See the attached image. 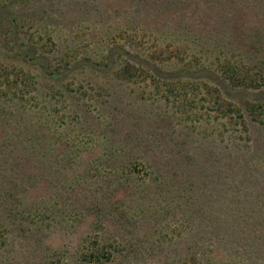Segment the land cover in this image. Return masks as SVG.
I'll return each instance as SVG.
<instances>
[{
  "label": "rangeland",
  "instance_id": "rangeland-1",
  "mask_svg": "<svg viewBox=\"0 0 264 264\" xmlns=\"http://www.w3.org/2000/svg\"><path fill=\"white\" fill-rule=\"evenodd\" d=\"M212 42L249 48L219 59L241 63L244 85L202 52ZM175 43L199 62L170 56ZM260 57L264 0H0L5 263L93 264L85 256L99 247L104 264H264L263 235L247 241L236 225L264 201V122L248 112L261 105L264 119ZM187 69L212 75L198 82L219 88L246 131L199 86L167 92ZM228 198L231 228L203 224L196 207Z\"/></svg>",
  "mask_w": 264,
  "mask_h": 264
},
{
  "label": "trees",
  "instance_id": "trees-1",
  "mask_svg": "<svg viewBox=\"0 0 264 264\" xmlns=\"http://www.w3.org/2000/svg\"><path fill=\"white\" fill-rule=\"evenodd\" d=\"M212 6L213 7H217L215 5H212ZM7 10H9V11H7ZM198 11L199 10H197V12ZM216 11H218V10H214L213 11L211 8L208 9V12L210 13V15L212 13H214V15H216ZM3 13L6 14V15H9V14H11V11H10V9H6V10H3ZM202 15L205 16V14H201V16ZM224 21H227V19H225ZM230 42L232 43V41H230ZM230 42H228V44H227V46L229 47L228 50L230 49L231 51H234V49L240 48V49L245 50L246 53L248 52L249 48H245V46L234 47V46H231ZM212 43H213V45L208 44L207 47H205V49H202L203 50L202 52H209V53H214L215 52L214 56L216 58V66L218 67V71L220 73H223V77L222 78H224L225 80H228L230 83L237 82L238 84H240V85H237V86L244 85L243 81L242 82H239V81H241L243 78H245L244 75H246L247 74L246 72H248V71L242 70L241 63L232 64L227 59H224V60L220 61L219 59L223 58L225 56L222 53H228V50H224V51H220L219 52V49L214 47L215 42H212ZM227 46H225V47H227ZM254 46H252V47H254ZM173 48L174 49L171 51V53H169L170 56L172 55L173 57H178V54H181L182 56H184V54H186L187 56H189V61H194L196 63L199 62V58H200L199 57V53L197 52L198 55H196L195 51L190 50L189 47H181V48H179L178 45L175 43ZM254 48L256 50H258V53H255V56H256V54L258 55V57L261 56L259 54V49L256 46ZM188 50H190L192 52V54H187ZM90 54L94 55L93 53H90ZM221 55H223V57ZM114 56H115V53L112 54V58ZM231 56H232V58L234 57L233 53L231 54ZM104 59H105V62H107L106 60H110V56L104 55ZM260 59H261V62H260L261 66H259L260 70L258 72H256L258 74H255L256 76H253V78H258L259 80L264 82V62L262 61V57H260ZM98 64L101 65L100 59H99V63ZM195 65H197V64H195ZM239 70H242L243 73H241ZM152 71L154 72V74L158 73L154 69H152ZM153 72H152V74H153ZM138 73L139 72L135 68L134 71L132 73H129V75H127V76H129V77L137 76ZM180 74L182 75V77H185V76L188 77L189 76V81H186V83L180 84L179 86H178V84L177 85L172 84V83H175L177 81V79H175V78H178V76H181ZM172 77H174L172 79H175V80H172L171 77H170L172 83L170 81V84L166 85V86H168L167 92L169 94H171L172 96H175L174 92L178 89V87L179 88L187 87L189 89V92L191 93L190 94L191 97H193L195 90H197V88H198L197 86H199V87H201L203 89V92H204L205 95H207V94L210 95V100H211L210 102L212 104V107H211L212 110H214L219 115H228V114L232 113L231 116H234L237 119L236 122L238 124H241L242 126H244V122L241 120L243 114L240 113L238 108L233 107L232 105H230L229 102L227 103V102H225L223 100L221 101L220 95H219L220 91H219L218 87H216L213 84V86L211 88V87H208L207 85H205L206 83H199L198 82L199 79L200 80H207L209 82H213L210 79L212 77V75H210V73L207 72L205 69H200L196 73H192L188 69H187V71H185V70L178 71V73L173 74ZM195 78L197 79L196 83H195L196 85L193 84L192 83L193 80H191V79H195ZM243 80H245V79H243ZM184 84H186V85H184ZM185 100L186 99H183L178 104V105H180L182 111H185L184 106H186V102H193V100H190V98L187 99L188 101H185ZM260 106L261 105H256V107L255 106H250V109H249L248 112L252 114L253 119H255L256 122L262 124L264 122V119L262 120L259 117L260 113L256 112V108H259ZM241 129L243 131H246L247 127L244 126ZM3 192H4V187H3ZM255 192H256L255 194H258V195H260L262 193V195L264 196V189H263V191H262V189H256ZM253 200H254V203H255L256 207L261 212H258L259 211L258 210L255 213V215H252L253 213H251V212H247L244 215H242L240 217H237V218L243 219V221H244L243 223L236 224L238 226V228L241 229L242 226H247V229L246 228H242V230L244 232V235L248 236L247 237V241L249 240V238L250 239H254V238L257 239L258 237H260L262 235L263 236L261 238L264 239V205H263L264 201L263 200L259 201V200H257V198H253ZM214 201L215 202L207 203V206H205V207L204 206L203 207H196V211L199 213V215L207 213L205 216H203L201 218L202 221H203V224H210L211 223V224H214L215 226H220L221 228L223 226L224 227L228 226V227L231 228V224L230 223H228V224L225 223V222H227V218H228L227 214L229 212L226 213V212H223V210L228 209L230 206H235L237 204L238 200L234 199V198H228V199H224V200L220 201L219 203L216 200H214ZM261 202H263V204H260ZM186 205L187 206H191L190 202L188 203V201H186ZM251 205L252 204L250 202H246V204H244V209L251 211L252 210V207H250ZM90 206L93 207L94 204H91ZM211 210L214 211V212H212ZM2 215L5 216V214H2ZM187 215H188L187 218H191L190 221L194 220V218H193L194 209H189V212L187 213ZM232 217L236 218L234 216H232ZM0 224H1L2 228H4L6 226L4 218L2 219V217H0ZM221 228H220L219 231L222 234ZM0 242H1L0 244L5 242V236L4 235H0ZM108 255L109 254H107L106 252L103 253L102 249H100L99 247H93V248L89 249V251L86 254L85 258H86V261L91 262L93 264H104V262H106L107 259L109 258ZM7 257L8 256L5 257V255L3 254V251H0V264H13L12 262H10V259L8 260V263H5L6 260H4V259L7 258Z\"/></svg>",
  "mask_w": 264,
  "mask_h": 264
}]
</instances>
